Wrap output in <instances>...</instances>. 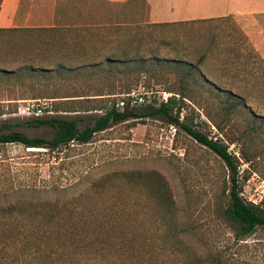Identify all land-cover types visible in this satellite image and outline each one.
I'll return each instance as SVG.
<instances>
[{
	"label": "rangeland",
	"instance_id": "rangeland-1",
	"mask_svg": "<svg viewBox=\"0 0 264 264\" xmlns=\"http://www.w3.org/2000/svg\"><path fill=\"white\" fill-rule=\"evenodd\" d=\"M30 1L25 4L29 6ZM51 1L33 0L29 21L40 26L53 23L57 29L0 33V61L7 62L5 66L16 68L14 61L23 57L63 59L67 54L82 62L99 56L101 51L140 41L143 49L149 47L167 56L187 54L196 60L204 54L200 67L209 79L243 96L250 111L264 116V13L152 26L147 23L163 22H150L148 5L143 0H55L54 18L50 16ZM155 72L157 77L151 79L149 74L133 72L127 77H117L111 92H124V83L131 82V88L155 90L156 96H163L165 79L171 82L173 76L165 78L159 70ZM156 79L161 83H156ZM104 80L100 75L84 73L63 74L50 82L26 80L24 85L0 81V133L51 138L53 130L48 126L20 123L23 118L34 116L22 112L24 106L32 104L52 111L40 116L79 118L78 127L82 129L103 113L105 107L101 106L111 104V99L95 104L82 99L93 98L91 94L106 83ZM74 90L85 96H65L72 95ZM103 92L108 93L109 88L105 87ZM197 99L201 105L188 100L194 111L186 107L183 112L197 129L218 139L237 156L239 179L243 181L248 175L242 183L241 196L259 203L264 199V144L243 139L241 134L246 125L240 116L225 120L222 115H215L220 121L217 127L204 113V109H211L204 105L206 96L199 94ZM93 105L97 107L93 109ZM129 121L96 133L87 144L72 143L60 152L18 143L0 144V202L6 198L36 202L51 197L53 192L69 194L83 189L89 181L108 177L104 186L87 190L89 198L71 202L124 206L153 226L188 222L194 231L225 250L239 264H264V227L258 226L244 240L235 241L229 228L217 217L221 191L224 182L229 181V170L223 160L180 127L171 138L166 124L159 120ZM8 124L11 127L5 128ZM241 149L261 155L252 163L245 162ZM164 183L165 194L159 188ZM11 244L14 245L12 241ZM2 248L4 243H0ZM21 264L27 262L21 259Z\"/></svg>",
	"mask_w": 264,
	"mask_h": 264
},
{
	"label": "trees",
	"instance_id": "trees-1",
	"mask_svg": "<svg viewBox=\"0 0 264 264\" xmlns=\"http://www.w3.org/2000/svg\"><path fill=\"white\" fill-rule=\"evenodd\" d=\"M1 3L2 0L0 5ZM225 17L229 16L147 24L163 26L172 23L206 22ZM55 29V25L11 27L0 28V33ZM137 43L101 51L99 56H92L82 62L70 54L63 59L35 60L23 57L14 61V64L18 65L16 68L5 66L8 63L0 61V81H6L8 84L24 85L26 80L50 82L63 74L81 76L91 73L100 75L106 83L96 88V93L91 94L93 98L82 99L94 104L111 99L110 106H101L105 107L103 113L85 124L82 129L78 127L81 121L79 118L54 115L26 117L20 121L21 124L33 127L48 126L52 128L53 136L43 138L30 137L19 132L0 133V144L18 143L24 147L60 152L72 143L87 144L96 133L127 120L134 122L137 119L152 118L165 124H174L194 140L214 151L227 166L229 181L224 182L216 214L229 228L235 241L244 240L258 226L264 227V199L259 203L243 199L240 191L248 175L244 176L243 181L239 179L240 165L237 156L218 139H213L197 129L183 111L186 107L194 111L187 101L201 105L202 102L197 97L203 94L206 96L204 105L211 107L210 110L204 109V113L217 127H220V121L216 120L215 115H222L225 120L240 116L246 125L241 134L243 139H255L259 144H264V116L250 111L243 96L209 79L200 67L204 54L199 55L196 60L189 58L187 54L167 56L149 47L143 49L141 42ZM155 70H159L160 75L165 78L173 76L171 82L167 83L165 79L164 89L172 93L167 101L159 105H126L119 111L115 107L118 94L111 92L116 78L127 77L133 72L139 75L149 74L151 79L157 77ZM137 80L138 78L135 79ZM154 81L161 83L158 79ZM130 85L131 82L124 83L125 91L119 94L133 89ZM105 87L109 88L108 93L103 92ZM65 96L85 95L74 90L72 95ZM91 107L95 109L97 105ZM10 127V124L5 126ZM241 155L245 162L252 163L261 154H248L241 149ZM129 173L135 176L134 173ZM107 178L96 182L89 181L83 189L69 194L52 191L51 197L37 199L36 202L26 203L9 198L0 202V219L7 220L0 221V243H4V248L0 249V264H21V259L27 264H45L47 261L55 264H239L225 250L216 247L194 231L188 222H177L176 225L159 223L153 226L152 223L134 216L132 211L124 206H98L89 201L71 202L76 198H89L87 190L104 186L103 181ZM159 188L164 190L165 194L166 184ZM17 245L19 247L16 249Z\"/></svg>",
	"mask_w": 264,
	"mask_h": 264
},
{
	"label": "crops",
	"instance_id": "crops-1",
	"mask_svg": "<svg viewBox=\"0 0 264 264\" xmlns=\"http://www.w3.org/2000/svg\"><path fill=\"white\" fill-rule=\"evenodd\" d=\"M29 0H2L0 28L40 27L29 18L33 12L25 2ZM112 2L125 0H108ZM148 5L150 22H173L198 18L240 16L264 13V0H144ZM55 0L51 1L50 16L54 18ZM54 26L53 23L43 25Z\"/></svg>",
	"mask_w": 264,
	"mask_h": 264
},
{
	"label": "built area",
	"instance_id": "built-area-1",
	"mask_svg": "<svg viewBox=\"0 0 264 264\" xmlns=\"http://www.w3.org/2000/svg\"><path fill=\"white\" fill-rule=\"evenodd\" d=\"M157 92L158 91L155 90H141L140 88H133L127 93L118 94L116 96L115 107L119 111H122L126 105H128L129 107H137L142 105L144 106L148 104L159 105L161 102L167 101V98L172 95V93L164 91L162 93L163 96H156ZM22 109V112L26 113L27 115L33 114L34 116H40L45 111L48 113L52 112L46 107L37 105L34 106V104H32L31 106H24ZM161 129H163V127ZM166 130L169 133L170 137L173 138L177 132V126L174 124H166Z\"/></svg>",
	"mask_w": 264,
	"mask_h": 264
}]
</instances>
